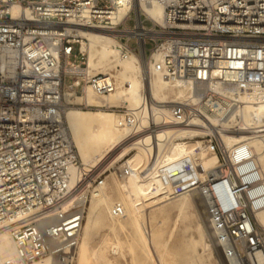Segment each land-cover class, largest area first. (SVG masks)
<instances>
[{
    "label": "built area",
    "instance_id": "obj_1",
    "mask_svg": "<svg viewBox=\"0 0 264 264\" xmlns=\"http://www.w3.org/2000/svg\"><path fill=\"white\" fill-rule=\"evenodd\" d=\"M144 5L159 7L158 19ZM83 27L102 28L136 54L144 48L147 70L193 86L192 99L164 106L146 130L200 120L216 155L197 184L210 229L224 234L235 264H264V224L254 215L264 209L261 169L246 140L227 147L205 114L227 119L237 103L217 84L256 92L264 104V0H0V236L7 232L15 251L0 252V264L74 262L84 204L66 201L85 175L63 116L64 89L72 97L114 88L109 72L86 66ZM117 114L136 121L124 106ZM255 129L264 140V124ZM129 171L123 164L117 175ZM111 214H123L120 204Z\"/></svg>",
    "mask_w": 264,
    "mask_h": 264
},
{
    "label": "bare ground",
    "instance_id": "obj_2",
    "mask_svg": "<svg viewBox=\"0 0 264 264\" xmlns=\"http://www.w3.org/2000/svg\"><path fill=\"white\" fill-rule=\"evenodd\" d=\"M17 7L15 5L11 7L12 15L17 12ZM142 8L153 18L158 19L161 11L159 7L144 5ZM126 10V6L120 8L115 16L121 17ZM78 32L81 50L86 53V66L91 71L109 72L114 80V88L105 95H98L90 88H85L83 95H72L73 101L79 102L83 98L88 105L112 108L124 106L129 109L132 119L136 121L133 123L131 119L122 120L116 112H108L103 109L90 111L70 107L65 109L66 112L64 111V119L73 133L72 136L68 129L76 148V154L79 158L81 157L83 162V167L80 168L79 173L81 177L85 175L81 184L70 194L66 202L80 206L87 200V193L91 195L76 255V264H105L103 263L105 260L96 251L95 260L89 257V238L93 231L104 226L113 229L114 221L122 217L125 223L132 228L133 236L143 248L145 241L154 248L155 257L159 262L162 264H175L177 262L178 253L172 247L167 246L166 240L161 239L160 235L156 234L154 228L149 225L155 215L145 216V212H141L137 219L131 215L126 207L124 197L118 193L122 183L118 182L116 177L112 179L106 176L107 185L102 180L98 185L89 188L94 177L107 170L108 163L116 161L114 155L124 147L128 137L126 131L133 139L149 138L145 142H138L147 144L143 147H136L132 157L127 161L131 168L136 169L138 175L147 181L148 205L152 206L164 199L172 198L173 195H181L179 206L174 212L176 219L186 213L184 204L188 199L193 204L195 212L200 217L202 214L205 217V223L204 221L202 223L200 219V224L197 226L202 252L196 251L197 239L195 236H190L187 246L183 249L182 260L186 261L191 258L198 263L204 262L201 253L206 251L209 253L211 249V243L205 239V236L209 235L213 245L218 246L217 248L221 251L225 264H235L228 257L224 234L218 230L210 229L208 213L199 189H197V196L199 192L200 202L193 195L198 187L197 184L200 182L198 177L200 171L204 173L213 168L216 162L214 152L208 150L205 140L193 139L196 136H204V128H202L203 125H200V120L194 118L187 125L160 124L157 125L153 134L150 136L146 134L147 127L152 126L151 120L153 118L159 119L158 113H161L164 106L192 99L193 86L187 82L164 79L151 64L148 65L147 70L143 64L144 48L140 49L139 54L127 50L102 28L83 27ZM216 88L235 97L237 103L234 110L228 114L227 119L219 121L214 114L209 112L205 113L207 118L215 124L213 126L219 128L227 147L243 139L247 141L250 149H252L255 163L261 169L260 172L264 179V140L255 134L257 131L255 128L264 124V104L256 92L237 91L233 87H222L219 84L216 85ZM64 97L66 100H71L69 90H66ZM228 120L239 125H227ZM168 134L171 135L159 138V136ZM175 138L189 139L178 142L171 140L165 144H157V141ZM155 155L156 158L153 161ZM150 157L152 163L149 162ZM146 164H148L146 167L148 171L144 174L140 173V169ZM175 164L180 167L177 171H179L181 178H176L172 173ZM112 195L119 199L112 200ZM116 204H120L123 208L121 216L111 214V207ZM254 215L259 223L264 224V209L256 211ZM162 220L158 219L159 222ZM0 240V252L3 255L13 257L15 251L7 232H2ZM106 244L110 246L113 253L130 252L132 246L131 243L124 244L119 240L110 242L103 240L101 249ZM224 256H227V260ZM51 262L50 258L45 257L33 264H51ZM112 264H129V262H119L118 259H115Z\"/></svg>",
    "mask_w": 264,
    "mask_h": 264
},
{
    "label": "rangeland",
    "instance_id": "obj_3",
    "mask_svg": "<svg viewBox=\"0 0 264 264\" xmlns=\"http://www.w3.org/2000/svg\"><path fill=\"white\" fill-rule=\"evenodd\" d=\"M95 72H102V71L98 70ZM64 92H66V89H64ZM72 97H71V100L68 101L69 103L67 105L66 110L70 107H74L77 109L90 110V111H96V110L103 109V110H107L108 112L114 111L117 113L119 109V107L112 108V107H105V106L100 107V106L93 105V104L88 105L86 100L83 98L79 100V102H75L73 101ZM66 124H67L66 126L68 127L69 131L71 132L73 136L72 130L69 128L67 121H66ZM146 132H147L146 133L147 135L149 136L151 135L149 131L146 130ZM126 134L128 137H127L126 143L124 144V147L121 148L120 151H118V153L114 155L116 161L112 163L111 162L108 163L107 170H105L102 174H98L96 177H94V181L93 180L91 181L90 184L92 185L89 188H92V186L98 185L99 184L98 181H102V180H103V183L107 185V180L105 179L106 176H109L112 179L116 177L117 181L122 183L121 187L118 189V193L119 195H122L124 197V200L126 201V207L127 209H129L131 215L135 216L136 219H137V216L141 212H145L144 213L145 216H152V215L156 216V218L154 216V218L151 219L149 225H151L154 228V231L156 232V234L160 235L161 239L166 240L167 246L172 247V249L178 253L177 262L175 264H217V263L225 264V261L223 260L222 255H221V251L217 248L218 246L213 245L209 235L205 236V239L209 243H211V249L209 253L208 251L201 253L203 254L202 256H203L204 262L201 261L200 263H198L195 260H192L191 258H189L186 261L182 260L183 249L185 246H187L186 244L190 236H195V238L197 239L196 244H195L196 251H198L199 253L202 252L201 243L199 239L200 235H199L197 226L198 224H200V221H202V223L204 221L205 223V220H204L205 217L203 214L200 217L195 212L193 204L188 199V201H186L184 204L186 213L184 215L179 216L178 219H176L174 216L175 214L174 212L176 211L177 206H179L178 203L181 200V195H175V196L173 195L172 198L164 199L159 203L153 204L152 206L148 205L149 203H148V198H147V189H148L147 181L145 178L140 177L136 169L131 168V165H129L127 161L132 157V154L135 152L136 147H140V146L143 147V145L147 144V143H138V142H145L149 140V138L146 137V138H141V139H133L131 136H129V133L127 131H126ZM170 135L171 134L159 136V138L166 137V136L168 137ZM187 139L189 138L165 139V140L157 141V144H165L166 142H170L171 140L178 142V141H185ZM193 139L202 141L203 139H205V137L202 135V136H196ZM214 156L216 158L215 154ZM79 161L82 164L80 165V168H81L83 167V162L81 161V157L79 158ZM123 164L130 171L128 172L127 175L123 177H119L117 175L118 174L117 168ZM173 166H174L173 167L174 171L172 172L173 175H175L176 178L177 177L181 178L179 171H177V169L179 170L180 168L179 165L177 166V164H175ZM203 175L204 173L200 171V173L198 174L200 181ZM197 189L199 188L198 187L196 188V191L193 192V195L197 197L198 199L196 200L200 202V199L198 197L199 192L197 196ZM193 195L192 197H194ZM118 199L119 198L117 196L112 195V200H118ZM90 200H91V195L87 193V200H85L84 205H83L84 214H83V220H82L81 229H80V233L78 237L79 243H80L81 236L83 233V228H84V224L86 221V217H85L86 210H87ZM158 219H163V220L159 222ZM114 223L115 224L113 225L114 226L113 229H110L109 227L107 228L104 226L91 233V236L89 238L90 240H89V250H88V254L91 259L95 260L96 257L94 256V254H96L95 253L96 251L97 253L100 254L102 259L105 260V262H103L105 264H112L115 259H118L119 262L121 261L129 262V264H162L155 257L156 251L154 250L153 247L149 246V244H147L146 241L144 242L145 244L144 248L141 246L138 240L133 236L132 228L128 224L125 223V220L123 217L114 221ZM115 239L119 240L120 242L124 244L131 243L132 245L131 251L130 252L125 251L123 253H113L112 250L110 249V246H108V244H106V246L101 249L103 240L110 242V241H116ZM79 243L77 245L76 254L73 260L74 262H72V264H76L77 262L76 255H77V251L79 248ZM42 259L33 261L32 263H29V264H33L34 262L41 261Z\"/></svg>",
    "mask_w": 264,
    "mask_h": 264
}]
</instances>
